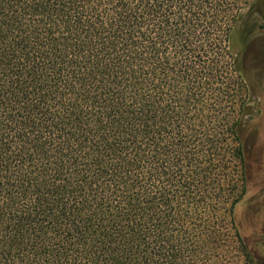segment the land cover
Segmentation results:
<instances>
[{"label": "trees", "instance_id": "obj_1", "mask_svg": "<svg viewBox=\"0 0 264 264\" xmlns=\"http://www.w3.org/2000/svg\"><path fill=\"white\" fill-rule=\"evenodd\" d=\"M250 1L0 0V264H249Z\"/></svg>", "mask_w": 264, "mask_h": 264}, {"label": "rangeland", "instance_id": "obj_2", "mask_svg": "<svg viewBox=\"0 0 264 264\" xmlns=\"http://www.w3.org/2000/svg\"><path fill=\"white\" fill-rule=\"evenodd\" d=\"M260 9L264 10V0L261 4L251 0L244 10L243 21L250 26L252 39L247 57L252 88L243 130L247 192L234 211L239 233L249 246V264H264V18ZM234 46L239 51L237 42Z\"/></svg>", "mask_w": 264, "mask_h": 264}]
</instances>
